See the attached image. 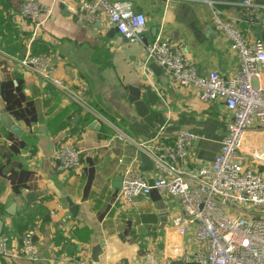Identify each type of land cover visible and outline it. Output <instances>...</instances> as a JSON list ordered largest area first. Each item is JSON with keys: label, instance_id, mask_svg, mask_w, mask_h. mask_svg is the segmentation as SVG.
<instances>
[{"label": "crops", "instance_id": "obj_1", "mask_svg": "<svg viewBox=\"0 0 264 264\" xmlns=\"http://www.w3.org/2000/svg\"><path fill=\"white\" fill-rule=\"evenodd\" d=\"M24 1L0 0V115L5 110L23 131L17 137L0 121L1 234L11 237L0 264H146L149 252L159 261L169 256L176 264H192L198 250L195 225L188 224L184 233L174 227L173 217L182 213L177 197L154 190L149 199L119 198L116 184L138 152L126 141L110 139V127L96 114L144 141L163 125L167 142L187 129L196 138L185 166L210 163L228 133L231 113L219 101H201L194 88L176 85L165 71L164 77L153 71L148 77L145 43L157 37L182 41L201 74L216 70L234 78L238 57L211 17L214 6L239 17L241 0H130L147 18L137 42L121 36L103 13L94 22L77 16L74 10L83 0H38L51 13L41 16L33 37L32 24L20 15ZM263 24L249 35L262 38ZM27 53L49 56L68 90L40 81L11 59ZM139 83H149L158 97L152 106L144 93L150 112L143 117L128 100V86ZM66 140L82 151L78 171L61 170L53 157ZM263 142L264 131H254L248 147L258 149ZM136 165L140 168V161ZM144 175L155 178L152 170ZM69 200L77 205L74 214ZM22 224L27 229L20 230ZM26 231L33 232L38 261L21 255Z\"/></svg>", "mask_w": 264, "mask_h": 264}, {"label": "built area", "instance_id": "obj_2", "mask_svg": "<svg viewBox=\"0 0 264 264\" xmlns=\"http://www.w3.org/2000/svg\"><path fill=\"white\" fill-rule=\"evenodd\" d=\"M240 5L239 17L215 6L211 17L214 29L227 36L238 57L240 67L234 78H226L216 70L201 74L187 56L182 41L157 37L145 43L148 77L152 75L149 65L155 62L176 85L194 88L201 101H219L231 113L228 133L210 163L198 168L185 166L196 138L187 129L178 131L174 140L167 142L163 125L151 139L144 141L95 113L110 127V139L126 141L138 152L123 171L119 198L126 202L149 199L154 190L177 197L182 213L173 217L174 227L184 233L188 224L195 225L198 250L192 264H264V142L258 149L248 147L249 136L254 131H264L261 81L264 41L249 35L254 26L264 23V5L256 0H241ZM45 13H51V9L38 0L23 2L20 15L32 24L33 37L40 31L41 16ZM74 13L88 22L98 20L102 13L107 15L114 29L129 42L141 41L146 30L145 14L135 9L130 0H83ZM11 59L40 81L68 90L65 82L55 75V67L46 54L27 53L22 58ZM81 154L73 141L66 140L56 148L53 157L61 170L78 171ZM141 154L153 163V180L136 165ZM10 239L9 234L0 235V256L8 255ZM21 255L32 261L40 259L32 231H26L21 237ZM146 259V264H176L169 256L159 261L151 252ZM77 264L97 263L80 261Z\"/></svg>", "mask_w": 264, "mask_h": 264}, {"label": "water", "instance_id": "obj_3", "mask_svg": "<svg viewBox=\"0 0 264 264\" xmlns=\"http://www.w3.org/2000/svg\"><path fill=\"white\" fill-rule=\"evenodd\" d=\"M262 38L264 41V34ZM149 68L153 71L155 76H165L164 69L157 65L155 62H151ZM127 90L129 91L128 100L133 104L137 113L142 117L150 112V107L143 99L144 93L152 106L156 105V103L158 102V97L154 93L149 83H139L135 85H130L128 86ZM0 121L5 126V128L8 129L11 133H13L15 136L19 137L23 133L22 129L15 123L14 119L5 110L0 115ZM140 168L143 172L150 171L153 168V163L151 159L145 154L140 155ZM121 178L122 177L119 178V182L116 184V187L118 188H121ZM69 205L70 211L74 214L77 205L73 204L70 200ZM2 227L3 222H0V235Z\"/></svg>", "mask_w": 264, "mask_h": 264}, {"label": "trees", "instance_id": "obj_4", "mask_svg": "<svg viewBox=\"0 0 264 264\" xmlns=\"http://www.w3.org/2000/svg\"><path fill=\"white\" fill-rule=\"evenodd\" d=\"M3 93H4L5 98L7 99V101H10V98H11V96H10V90H8L7 88H5V89H3ZM18 228L20 230H25V229H27V225H23L22 224V225H19Z\"/></svg>", "mask_w": 264, "mask_h": 264}]
</instances>
